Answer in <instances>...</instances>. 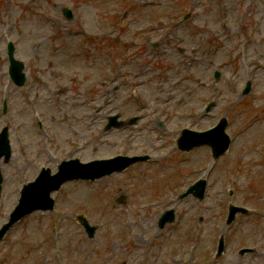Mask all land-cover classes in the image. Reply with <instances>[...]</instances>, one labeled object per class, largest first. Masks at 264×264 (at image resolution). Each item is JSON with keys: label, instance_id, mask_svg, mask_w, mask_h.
Here are the masks:
<instances>
[{"label": "rangeland", "instance_id": "1", "mask_svg": "<svg viewBox=\"0 0 264 264\" xmlns=\"http://www.w3.org/2000/svg\"><path fill=\"white\" fill-rule=\"evenodd\" d=\"M9 42L26 64L22 87L8 74ZM115 115L120 126L106 129ZM221 118L231 147L208 172V146L181 152L176 142ZM4 128L12 154L0 159V227L43 166L149 159L65 184L56 210L15 224L0 264H264V0H0ZM203 177V201L180 198ZM230 204L251 212L227 226ZM220 235L226 251L214 260Z\"/></svg>", "mask_w": 264, "mask_h": 264}, {"label": "water", "instance_id": "2", "mask_svg": "<svg viewBox=\"0 0 264 264\" xmlns=\"http://www.w3.org/2000/svg\"><path fill=\"white\" fill-rule=\"evenodd\" d=\"M69 17H71V13L68 12ZM14 47L10 45L9 47V55L11 61V74L12 77L17 80L19 84H23L24 82V75L22 74L23 66L15 61L13 54H14ZM249 90V89H248ZM247 90V91H248ZM5 137V135H4ZM5 145L0 146V152L3 151L4 148L7 147V139L3 140ZM181 148H185V138H183L180 142ZM217 157V155L215 156ZM123 161V162H122ZM125 161H129L128 159H118L112 162H104V161H97L90 163L88 165L80 164L79 161H73L69 163H64L61 167V172L50 179L46 173H44L40 179L29 186H26L23 193L22 199L20 201V205L17 208L16 212L12 216V220L10 224L4 227V229L0 232V236H2L6 230L19 218L22 216L31 213L34 210L42 209L48 210L52 209L53 201L50 199L49 194L52 191H56L60 188V186L68 180L72 179H97L104 175L111 174L114 171H120L127 166ZM130 162V161H129ZM43 198L40 199L42 202L46 204H42V202L35 201V198ZM238 211H243L242 209L231 208V214L229 223H231L235 217V213ZM173 221V213L170 214L162 221L161 226H163L166 222ZM83 225L87 229L90 237H93L95 228L91 227L89 223L84 219Z\"/></svg>", "mask_w": 264, "mask_h": 264}]
</instances>
